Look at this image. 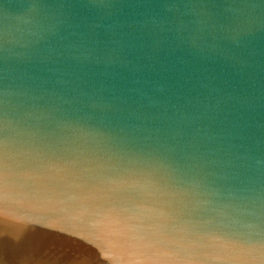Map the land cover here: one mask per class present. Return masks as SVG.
Listing matches in <instances>:
<instances>
[{
	"label": "water",
	"instance_id": "water-1",
	"mask_svg": "<svg viewBox=\"0 0 264 264\" xmlns=\"http://www.w3.org/2000/svg\"><path fill=\"white\" fill-rule=\"evenodd\" d=\"M0 264H264V0H0Z\"/></svg>",
	"mask_w": 264,
	"mask_h": 264
}]
</instances>
